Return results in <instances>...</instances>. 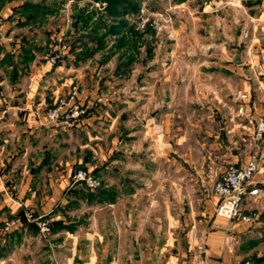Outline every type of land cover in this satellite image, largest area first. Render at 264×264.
<instances>
[{
  "label": "crops",
  "instance_id": "1",
  "mask_svg": "<svg viewBox=\"0 0 264 264\" xmlns=\"http://www.w3.org/2000/svg\"><path fill=\"white\" fill-rule=\"evenodd\" d=\"M26 1L34 0H0V13L5 19V35L0 39V210L9 214L0 215V264H119V260L115 258L119 252L131 254L128 256L129 261L125 258V264H158L156 253L159 251L156 245L151 243L148 249L143 246L145 243L143 244L142 236H152V232L147 227L143 229L142 221L151 220V217L62 215L57 210L67 203L66 195L69 191L81 187L73 183V174L69 173L72 169L75 170L84 161H91L97 171V178L101 181L103 175L112 168L114 161L130 158L123 151L119 153L114 142L122 144L121 141L124 140L126 141L123 143L134 141L137 137L132 136L131 132L136 133L135 130L138 131L141 127L143 129L144 126L142 122L135 123L137 126L132 128L124 125L115 133H106V130L100 128L103 122L110 123L119 119V107L116 110L111 109L114 106L107 101L103 92L105 87L100 77L102 71L97 70L92 74L89 61L75 54L78 49L73 51L70 48L72 53L69 51L67 61L49 69L43 66V49L33 43L35 39L30 43L22 41L20 36V42L18 38L12 41L9 36L12 27L7 29L5 24L25 28L30 24L45 23L49 16H53L46 15L40 23H27L26 17L17 12ZM238 6L241 5L230 6L222 0H205L199 10L204 13L220 12L218 24L223 25L225 20L228 27L235 30L231 34L235 39L240 34L232 12L239 11ZM242 8L247 10L246 22L252 28L251 35L254 39L247 46L245 59L240 57L241 64L236 68L244 71L246 66L250 69V73L246 75L252 76V81L244 82L243 87L237 89L235 94L239 105L234 116L237 117V132L240 134L238 143L227 147L228 154L220 156L224 163L227 162V166L241 165L252 152L261 157L264 155V137L257 141L252 137L258 114L264 106V80L259 81L256 78L258 74L264 75V0H245ZM227 9L231 12L228 20L223 16ZM27 43L31 46V52L26 55L21 49ZM251 82L256 84L255 88ZM109 83L105 86L109 87ZM72 92H76L74 100L86 109L85 117L66 128L47 125L45 111L57 99H68ZM239 92L246 94L249 99L243 116L237 113V109L243 105L237 99ZM168 103L165 100L160 107L152 105L154 109L150 114L148 132L155 134L171 123L174 108ZM158 108H163V111ZM104 134L107 135L108 143L105 148ZM165 135L166 132L163 138ZM77 137H80V141ZM155 142L153 150L157 152L160 148H157ZM142 146L143 143L141 148ZM62 149H67L64 155L68 157L62 155L61 158ZM133 157V166L139 168H145L151 162L150 159H145L147 151L144 149L135 152ZM51 171L66 174L52 178L46 174ZM219 172L218 179L211 181V189L222 176L223 172ZM103 181L101 183L104 187H114V184ZM181 182L183 184L184 179ZM131 183L127 178L119 180L120 186L130 188ZM252 184L247 190L257 188L258 195L247 196L244 207L256 209L264 221V169L254 176ZM210 194L209 200L204 201L211 205H207V209L193 227L191 215H188L190 222L186 229L179 223L174 227L175 221L171 218L173 225L167 231H170L174 239L164 249L168 255H165L163 264H264V225L226 224L218 220L214 216L217 199L211 190ZM28 214L48 224L49 234L42 235L36 223L28 219ZM20 217L24 218L25 224L20 222L15 229L8 232L3 230L8 220H20ZM103 220L106 222L103 223ZM57 221L66 228H53L51 223ZM154 228L156 230V226ZM47 237L51 238L48 242L45 241ZM143 250L153 251L155 255L143 257ZM103 251L109 253L103 259L104 262L99 254Z\"/></svg>",
  "mask_w": 264,
  "mask_h": 264
},
{
  "label": "rangeland",
  "instance_id": "2",
  "mask_svg": "<svg viewBox=\"0 0 264 264\" xmlns=\"http://www.w3.org/2000/svg\"><path fill=\"white\" fill-rule=\"evenodd\" d=\"M40 1L42 0L33 2ZM128 1L129 8L121 7L118 17L114 18L106 13L107 4L103 1L44 0L45 5L55 10L48 21L39 25L30 24L25 28L7 22L5 26L7 29L13 28L9 35L12 41L18 38L20 42V36L25 42L31 43L35 39L33 43L42 47V55L57 34L64 36L71 50L73 47L78 49L75 51L77 55H82L86 49L93 51V55L86 58L88 66L92 74L97 70L102 71L100 77L105 87L103 92L106 99L114 106L111 109L119 107V119L110 123L103 122L101 126L99 124L100 128L106 130V133H115L124 125L132 128L137 126L135 123H143V129L141 127L138 131L135 130L136 133L131 132L132 136L137 137L134 141L123 143L126 141L124 140L121 141L122 144L114 142L117 151H123L130 158L114 161L112 168L101 178V182L105 180L114 184L113 201L92 204L79 201L72 206L66 203L59 211L62 215L151 217V220L142 221L143 229L147 227L152 232V236H142L143 244L145 243L143 246L148 249L151 243L156 245L159 251L156 253L158 264H163L165 255H168L164 249L174 239L169 231L170 225H173L171 218L175 221L174 227L179 223L185 229L189 227L188 215H191V227L198 222L207 205H211L205 201L211 195L212 182L218 179L219 171L223 172L227 167V162L224 163L220 156L228 154V148L233 143H238L239 123L234 115L239 102L235 94L243 87L244 82L252 81V76L246 75L250 73L246 66L244 71L236 68L240 62L234 63L233 56L237 54L238 61L240 57L245 59L247 46L254 37L251 35L252 28L246 22L247 10L242 8L245 0H222L230 6L241 5L238 6L239 11L232 12L240 34L235 39L231 35L235 30L230 29L225 20L223 25L218 24L220 12L204 13L199 10L205 0ZM228 9L223 12L226 20L231 18ZM81 13L92 15L91 21L82 30L84 27L78 20ZM100 20L104 23L102 28L97 29L101 44L98 39L90 40L91 32ZM104 26H119L120 32L111 34ZM129 28L141 36L136 43L134 41L135 51L126 52L127 47L124 45L116 49L119 46V35L128 33ZM81 37L83 40L80 42L87 44L83 51H79L76 44ZM125 42L132 44L133 39ZM122 53L124 57L121 59ZM250 53L252 56L251 51ZM128 56L132 61L124 69L121 62H126ZM65 60L67 61L66 58ZM73 64L75 65L74 59ZM256 78L263 81L264 75L258 74ZM107 82H110L109 87L105 86ZM255 85L253 84V88ZM165 100L173 106L174 116L166 126L167 130L164 127L160 132L152 134L148 132L150 114L154 109L152 105L160 107ZM158 109L163 111V108ZM230 128L232 132H229ZM106 136L104 134V148L108 146ZM77 139L80 141V137ZM154 142L160 148L157 152L153 150ZM139 149L147 151L145 159L151 160L145 168L133 166V154L141 151ZM64 153H67V149L61 150V158ZM73 171L74 169L69 173L73 174ZM46 174L53 178L66 173L51 171ZM123 178L132 181L130 188L120 186L119 180ZM181 179H184L183 184ZM0 215L9 214L0 210ZM50 239L47 237L45 241ZM99 254L104 262L103 259L109 253L103 251ZM117 254L115 258L119 260V264H125V258L131 256L125 252ZM141 254L143 257L155 255L150 250H143Z\"/></svg>",
  "mask_w": 264,
  "mask_h": 264
},
{
  "label": "built area",
  "instance_id": "3",
  "mask_svg": "<svg viewBox=\"0 0 264 264\" xmlns=\"http://www.w3.org/2000/svg\"><path fill=\"white\" fill-rule=\"evenodd\" d=\"M4 17L0 13V39L3 38ZM70 51V46L66 43L63 35L57 34L52 38V43L47 51L42 55L44 68L52 69L60 63L65 62ZM76 92H72L68 99L59 98L53 106L45 111L44 117L47 125H58L61 127H69L76 124L77 121L85 117L86 109L79 105L76 100ZM237 99L243 104L238 108V115L245 114V105L248 103V96L244 93H238ZM253 140L257 141L264 137V106L261 108L253 131ZM76 169L72 175L74 184H79L90 191L99 188L101 181L97 178L93 171L94 165L91 161ZM264 169V155L261 157L257 153H250L241 165H229L223 171L222 176L216 181L212 188V194L217 199L214 209V216L226 223H241L244 225H264V221L260 218V213L256 209H245L244 202L246 197H256L259 190L257 188L247 190L252 184L254 176ZM28 219L35 222L42 235L50 232L49 226L34 218L32 214H28ZM19 219L8 220L3 230L8 232L19 226ZM201 264V263H198ZM244 264H249L246 262Z\"/></svg>",
  "mask_w": 264,
  "mask_h": 264
},
{
  "label": "trees",
  "instance_id": "4",
  "mask_svg": "<svg viewBox=\"0 0 264 264\" xmlns=\"http://www.w3.org/2000/svg\"><path fill=\"white\" fill-rule=\"evenodd\" d=\"M94 1L106 2V4H107L106 7H105L106 13L109 16H113L114 18L118 17L117 14H118V11L120 10L121 7L126 9V8H129V6H130V3H129L128 0H94ZM54 11L55 10L53 8H50L49 6L44 4V0H42L40 3H33L31 1L30 2L26 1L17 10V12L19 14L24 15L26 17V22L27 23H37V22L40 23L44 19V17L46 15L53 14ZM132 11H135V10H132ZM80 12H82V11H80ZM91 19H92V15H84L83 13H81L78 16L79 22H81L82 26L84 27V28H81V30L85 29L87 23L90 22ZM102 22H103V20H100V21L96 22L97 25L95 26V28L91 32V37H90L91 41L92 40L94 41V40L98 39V43L99 44H101L102 41H101L100 38H98V34L99 33H98L97 29H99V27L102 28V25L104 24ZM105 28H108L107 32L109 31L111 34H118L120 32L119 31V28H120L119 26H116V27L106 26ZM128 33L127 32L126 33H121V35H119V39H118L119 40V46L116 49H120V47L124 45V46L127 47L126 52H131V51L134 52L135 51L134 41L136 43V40H138L141 36L139 35V33L135 32L131 28H129ZM128 39H133V43L132 44L126 43L125 40H128ZM81 40H83V37L79 38L77 40L78 42L76 44L78 45L79 50L83 51V50H85L87 48V44L80 42ZM21 50L26 55L30 54V52H31L30 51L31 50L30 44L27 43ZM72 50L74 51L75 48L73 47ZM92 55H93V51H90L89 49H86V51H84V53H82V55H80V57H82V59H86L87 56L89 57V56H92ZM129 56H132V55H129ZM129 56H128V59H127L126 62H124V63H123V61L121 62L122 66H124V69L132 61V58L129 57ZM123 57H124V53H122L121 59ZM120 72L117 73V74H120ZM85 162H87V161H84L82 163L84 164ZM79 167H81L80 164L76 167V169H78ZM93 173H94V175L96 177H98L96 170H94ZM113 189H114V187H108V188L104 187L102 185V183L100 184L99 188L96 189L95 191H90L87 188H84V187L81 186L80 188L73 189V190H71V191H69L67 193V195H66L67 205L68 206L76 205V204L79 203V201H83V202H85L87 204H92V203H97V202L98 203L99 202H101V203L112 202L113 201L112 199H114V191H113ZM57 210H60V209H57ZM20 222L25 224V221H24L23 217H20ZM51 226H53V228H60V229L61 228H66L65 226L61 225L60 221L52 222Z\"/></svg>",
  "mask_w": 264,
  "mask_h": 264
},
{
  "label": "water",
  "instance_id": "5",
  "mask_svg": "<svg viewBox=\"0 0 264 264\" xmlns=\"http://www.w3.org/2000/svg\"><path fill=\"white\" fill-rule=\"evenodd\" d=\"M233 62H234V63H236V64H238V63H239V61H238V59H237V58H235Z\"/></svg>",
  "mask_w": 264,
  "mask_h": 264
}]
</instances>
